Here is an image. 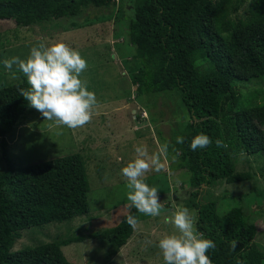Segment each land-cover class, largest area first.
<instances>
[{"label":"trees","instance_id":"obj_1","mask_svg":"<svg viewBox=\"0 0 264 264\" xmlns=\"http://www.w3.org/2000/svg\"><path fill=\"white\" fill-rule=\"evenodd\" d=\"M126 1L130 9H125V3L121 7L123 12L128 10L127 16L133 15L128 31L136 48L127 64L136 92L146 94L152 104L157 94L179 91L192 120L179 136L183 143L177 144V137L163 139L172 170L186 169L191 174L189 194L197 211V232L215 244L206 254L212 264H264L252 214L240 205L220 216L217 203L203 202L205 190L218 182H251L257 174L251 157L264 156V103L240 109L237 89L241 82L264 77V0H254L243 17L239 13L249 0ZM114 2L0 0V20L30 28L77 16L90 5L102 8ZM22 81L0 89V137L7 163L0 172V264H73L62 247L86 239L108 241L116 255L135 231L125 218L134 215L139 222L146 216L134 207L119 225L101 233L61 238L12 253L24 229L67 222L90 212L91 187L82 155L25 167L12 164L6 136L32 112L21 95L30 85L26 78ZM201 133L213 143L190 150L191 140ZM216 140L222 146L217 147Z\"/></svg>","mask_w":264,"mask_h":264},{"label":"rangeland","instance_id":"obj_2","mask_svg":"<svg viewBox=\"0 0 264 264\" xmlns=\"http://www.w3.org/2000/svg\"><path fill=\"white\" fill-rule=\"evenodd\" d=\"M253 1L244 4L239 13L241 17L246 15ZM124 3L128 5L126 0ZM124 3L115 0L102 8L90 5L77 16L53 19L30 28L18 27L11 20H0V61L13 57L26 60L30 48L38 43L47 46L63 42L78 50L86 60L87 67L80 79L86 82L88 90L95 93L97 101L91 120L83 126H58L53 121L44 120L32 108L26 120L6 136L8 156L15 167L82 155L91 187L89 213L63 223L24 229L22 237L15 241L12 253L61 238L101 233L119 225L132 208L126 198V178L120 170L136 156L134 146L143 145L149 156L159 154L164 145L163 138L172 136L173 140L179 137L192 122L179 91L157 94L152 104L146 94L136 92L127 64L136 53L128 31L133 15L129 17L128 10L125 11L130 6L123 12L121 6ZM23 78L27 79L17 64L5 69L0 63V89L21 83ZM237 89L241 94L240 109L264 103V77L241 82ZM138 106L146 107L139 111L141 115L147 113L142 120L134 119ZM146 118L149 119L143 121ZM1 143L0 137V172L7 167ZM237 156L234 155L238 161ZM159 159L160 171L150 168L145 181L158 189L162 206L160 215L145 216L137 222L128 244L116 255L112 254L114 245L102 239H86L63 246V253L71 263L164 264L156 243L164 235L176 231L171 223H164V217H171L180 207L189 209L197 231V211L189 194L191 174L186 169L173 171L166 153L159 154ZM251 161L257 173L251 182H218L205 190L203 202L217 203L220 216L242 205L247 213L252 214V222L258 229L255 241L264 250V156L251 157ZM254 188L257 189L253 191Z\"/></svg>","mask_w":264,"mask_h":264},{"label":"clouds","instance_id":"obj_3","mask_svg":"<svg viewBox=\"0 0 264 264\" xmlns=\"http://www.w3.org/2000/svg\"><path fill=\"white\" fill-rule=\"evenodd\" d=\"M0 63L5 69H11L13 64L19 66L30 85L28 90H21V95L44 120L69 128L83 126L91 120L97 101L95 93L88 90L86 82L80 79L87 63L78 50L63 42L47 46L38 43L30 48L26 60L13 57ZM137 118L134 116V119ZM183 142V137L176 138L177 144ZM211 143L213 141L201 133L191 140L189 148L192 151L204 149ZM215 144L217 147L222 146L220 140H216ZM167 147V144L162 145L159 154L166 153ZM134 152L136 156L120 170L126 178V198L137 212L157 217L162 207L158 189L146 183L145 174L150 168L160 171L162 165L159 154L149 156L143 145L134 146ZM125 222L134 227L137 220L134 215H128ZM164 223H171L176 230L164 235L156 243L164 264H212L206 253L215 244L211 239L201 238L187 207H180L171 217H164Z\"/></svg>","mask_w":264,"mask_h":264},{"label":"crops","instance_id":"obj_4","mask_svg":"<svg viewBox=\"0 0 264 264\" xmlns=\"http://www.w3.org/2000/svg\"><path fill=\"white\" fill-rule=\"evenodd\" d=\"M111 105H112V104H111ZM140 109H141V107L138 106V107H137V111L134 113V116H136V115H135L136 113H139ZM106 113H107V112H106ZM94 114H96V113H94Z\"/></svg>","mask_w":264,"mask_h":264}]
</instances>
